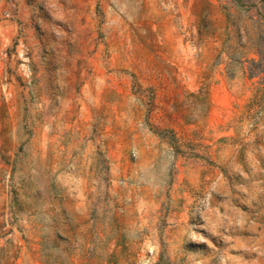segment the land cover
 Wrapping results in <instances>:
<instances>
[{
  "label": "rangeland",
  "instance_id": "rangeland-1",
  "mask_svg": "<svg viewBox=\"0 0 264 264\" xmlns=\"http://www.w3.org/2000/svg\"><path fill=\"white\" fill-rule=\"evenodd\" d=\"M0 264H264V0H0Z\"/></svg>",
  "mask_w": 264,
  "mask_h": 264
}]
</instances>
